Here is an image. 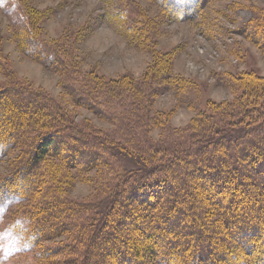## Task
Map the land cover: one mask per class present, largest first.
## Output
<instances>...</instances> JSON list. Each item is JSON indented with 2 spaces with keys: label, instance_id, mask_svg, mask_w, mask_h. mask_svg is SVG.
I'll return each instance as SVG.
<instances>
[{
  "label": "trees",
  "instance_id": "obj_1",
  "mask_svg": "<svg viewBox=\"0 0 264 264\" xmlns=\"http://www.w3.org/2000/svg\"><path fill=\"white\" fill-rule=\"evenodd\" d=\"M24 45L28 54L59 76L60 88L75 106L87 108L118 128L105 133L77 123L60 101L41 89L16 84L0 91V151L22 135L33 134L17 168L18 176L0 187V214L11 201L29 203L33 193L39 192L46 159L61 160L69 170L106 167L109 171L99 203L97 199L85 204L63 202L52 195L55 191L48 185L50 190L41 195L44 198L21 212L28 214V219L25 216L20 222L31 240L25 247L50 234L70 232L76 242L67 247L79 257L77 264H89L93 255H98L102 264H111L121 246L158 264H245V259L235 263L229 260V255L240 257L242 249L256 252L252 264H264V249L258 248L264 245V98L259 97L264 76L246 80L250 72L226 74L225 84L242 85L241 94L230 101H211L207 109H200L196 82L176 75L167 62L159 72L152 64L147 75L139 79L128 73L108 81L91 70L80 69L60 43L28 36ZM154 83L173 89L178 105L197 109L198 114L184 127H172L168 116L154 109L158 93ZM153 128L160 129V139L154 140L149 134ZM89 158L94 161L85 160ZM82 162L85 165L77 167ZM148 189H153L159 200L166 195L165 208L158 200L142 202ZM203 200H209V205ZM136 201L151 211L161 208L160 214H146L147 221L152 217L156 223L141 227L147 242L144 246L139 242L129 246L122 230L116 228L125 217L136 221L130 208ZM197 204L201 210L195 209ZM186 207L195 213L190 221L185 216L189 213H184ZM84 208L98 211L92 221H88L92 217H86L85 223L78 220ZM203 212L215 213L217 219L205 222ZM178 213L187 221L182 227L176 221ZM166 223L171 225V232ZM209 225L223 232L218 231L222 239L198 235L200 228ZM97 237L102 238L101 244ZM180 239L187 241L175 247ZM77 241H85L86 246L78 247ZM157 249L169 257L156 258ZM184 256L189 259L183 260ZM94 261L101 264L96 258Z\"/></svg>",
  "mask_w": 264,
  "mask_h": 264
},
{
  "label": "rangeland",
  "instance_id": "obj_2",
  "mask_svg": "<svg viewBox=\"0 0 264 264\" xmlns=\"http://www.w3.org/2000/svg\"><path fill=\"white\" fill-rule=\"evenodd\" d=\"M184 2L0 0V91L16 84L41 89L60 101L77 123L97 132L118 131L113 123L72 103L70 96L60 88L59 76L25 50V39L30 36L33 39L62 44L80 69L91 70L108 81L128 73L139 79L147 75L152 64L159 72L166 67L167 62L176 75L196 82L200 91V109H207L211 101L233 100L241 94L242 85L227 86L223 81L226 74L239 76L250 72L246 80L253 79L256 75L264 76V0H190L188 5ZM154 86L158 88L154 109L167 115L172 127H184L198 114L197 109L179 106L173 89L166 90L157 83ZM260 92L259 97L263 99L264 90ZM110 101L114 103L115 99ZM149 134L154 140L162 137L159 128H153ZM32 136L33 134L28 133L22 135L19 141L0 151V187L18 176L17 168L26 156V144L31 141ZM97 156L100 157L99 154ZM58 162L56 159H46L43 162L40 190L33 193L29 203L23 199L11 201L10 206L0 214V264H77L79 257L67 247L75 240L70 237V232H56L37 240L30 248L25 247L31 240L27 229L20 222L25 216L28 219V214L25 213L24 216L21 212L28 209L32 202L35 204L43 199L41 195L48 191V185L51 191H55L52 195H58L63 202L66 200L85 204L97 199L99 203L105 195L104 176H109V171L106 167L87 171L81 168L80 171L69 170L63 167L61 160ZM83 164L85 165L83 162L77 164V167ZM161 189L158 187V190ZM194 191L196 194L200 193L198 189ZM144 194L142 202L158 200L159 205L165 208L163 206H166V195L159 200V196H154L153 189H148ZM201 194L204 195L203 192ZM13 197L10 195L9 198ZM242 201L249 204L248 199ZM209 202L203 200L205 206ZM102 205L100 207L104 206ZM130 208L133 209L131 215L135 216L136 221L130 216L125 217L123 224H118L116 228L122 230V238L126 239L129 246L130 242H139L140 246H144L147 242L141 227L156 223L152 217V220L149 217L150 222L147 221L146 214L154 211L160 214L161 208L151 211L139 201ZM186 209L184 213H189L185 216L188 215L190 221L195 213L188 211L187 207ZM195 209L201 210L202 206L198 205ZM97 212L92 208H84L82 218L78 220H85V223L86 217H92L88 220L92 221ZM205 212L201 217L205 222L217 219L215 213ZM166 214H169L168 210ZM182 215L178 213L176 220L181 227L187 222ZM166 224V229L171 232V225ZM203 227L197 228L200 230L197 231L198 235L207 237L211 234L214 240L222 239L218 233L220 231L222 234L221 230L212 225ZM125 231L128 232L126 235ZM97 240L101 244L102 238L97 237ZM182 241L183 239L177 240L175 247L181 246L187 240ZM84 245L86 246L85 241H81L77 246L83 248ZM121 247V252H118L116 259H111V264H136L140 261L145 264H158L153 259L148 260L147 257L135 254L128 246ZM258 248L264 249V245H258ZM156 252V258L169 257L162 250L160 252V249ZM254 254L242 249L241 258L229 255V260L235 263L245 259V264H252ZM95 258L101 263V258L93 255L89 264H98L94 261ZM182 259L189 257L184 256Z\"/></svg>",
  "mask_w": 264,
  "mask_h": 264
}]
</instances>
